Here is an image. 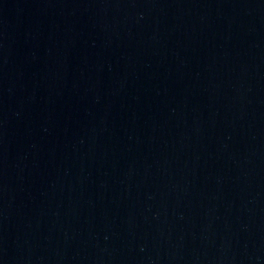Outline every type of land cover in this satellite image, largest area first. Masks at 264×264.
Listing matches in <instances>:
<instances>
[{
	"label": "water",
	"instance_id": "obj_1",
	"mask_svg": "<svg viewBox=\"0 0 264 264\" xmlns=\"http://www.w3.org/2000/svg\"><path fill=\"white\" fill-rule=\"evenodd\" d=\"M0 264H264V0H0Z\"/></svg>",
	"mask_w": 264,
	"mask_h": 264
}]
</instances>
